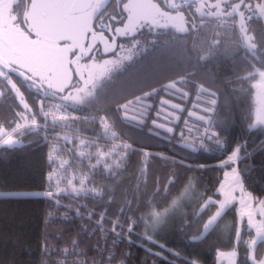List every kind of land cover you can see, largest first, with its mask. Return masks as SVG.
I'll return each instance as SVG.
<instances>
[{
	"label": "trees",
	"instance_id": "obj_1",
	"mask_svg": "<svg viewBox=\"0 0 264 264\" xmlns=\"http://www.w3.org/2000/svg\"><path fill=\"white\" fill-rule=\"evenodd\" d=\"M124 1L109 0L94 19L93 28L100 30L103 23H121L124 15L120 6ZM210 1L228 5L226 0ZM245 1L261 3V0ZM188 6L182 8L187 20L184 32L143 27L133 37L125 38L133 44L132 57L118 70L100 79L84 103L64 107L66 120L53 121L38 114L40 118L35 128L28 126L16 133L19 145L0 146V191L63 189L52 199L0 197V264H108L107 254L115 237L108 231L111 227L108 219L100 225L96 221L105 208L107 215L114 217L121 206L138 209L134 212L137 218L141 211L168 209L167 227L158 238L161 243L166 242L168 248L191 258L198 257L201 264H218L217 252L231 251L226 237L234 235V227L230 232L237 219L234 209L222 214L220 227L214 226V230L206 234L203 223L216 209L197 203L201 194L204 198L220 199L214 189L222 179L218 165L219 160L225 158L224 153L220 150L206 152L203 148L193 152L181 147L180 133L185 129V121L197 132L207 127L188 112L210 116L211 113L193 104L209 107V98H218V105L213 106L214 119L226 123H217L216 127L221 136L226 137L227 149L243 143L253 153L246 161L253 169L245 174L246 187L257 198H264V150L259 148L264 140V126L248 127L254 120L253 82L257 78L254 72L264 71V27L261 15L245 21L240 10L226 9L216 17L197 16L193 11L184 10ZM237 22L251 34L255 46L253 54L242 46ZM169 82H176L177 89L188 92L187 101L183 98L184 91L170 88L168 92L174 95L164 92L163 86ZM4 84L6 86L0 85V126L10 130L19 122L17 113L22 109L9 86ZM151 89H159L160 96L184 106L183 111L169 107L179 120L170 116L168 121H160L172 126L175 134L152 126L156 109L149 112L142 124L122 117L120 105ZM24 90L21 91L27 102L33 105L35 95ZM151 99L159 104V96ZM100 117L112 122L116 136L104 129ZM124 143L132 148L123 167L112 164L111 170H106L105 164H111L112 159L124 151ZM114 145L116 152H111ZM53 148L55 156L49 160L48 154ZM142 150L153 154L147 165L146 180L141 171ZM99 152L111 155L101 159ZM157 153L171 159H162ZM186 165L192 167L189 169ZM49 172L54 174L47 179ZM171 177H177L175 183L169 182ZM189 177H198L200 188L187 189ZM93 189L101 190L102 195H97ZM110 197L113 198L111 204L108 203ZM89 213H93L91 219ZM250 233L245 221L240 264H250L243 243ZM196 235H202L203 239L192 241ZM132 240L129 244L121 239L116 246L118 256L131 253L125 257L127 264H142L147 247L160 251L155 245L142 242L135 233ZM44 247L49 253L42 257ZM164 255L172 258L167 252ZM158 259L149 257L148 264ZM158 264L168 262L161 260Z\"/></svg>",
	"mask_w": 264,
	"mask_h": 264
},
{
	"label": "snow or ice",
	"instance_id": "obj_2",
	"mask_svg": "<svg viewBox=\"0 0 264 264\" xmlns=\"http://www.w3.org/2000/svg\"><path fill=\"white\" fill-rule=\"evenodd\" d=\"M237 7H239L237 5ZM264 12V10H262ZM181 30L182 26H181ZM123 34V33H121ZM105 42L107 37L104 38ZM249 42V38H245V43ZM250 47L254 45L249 44ZM15 52L11 53V56L5 58L0 63L3 64L6 68H11L13 63L20 65L21 67H27L34 76H39L41 80L47 84V87L53 89L52 94H55V91L64 92L68 84L63 83L58 80V78L52 73H45L39 67H33L27 64L21 59L15 58ZM114 66L118 61L111 62ZM110 68L106 64L93 65L89 69L88 79L84 81L82 88H78L74 93H70L63 98L66 100H72L74 103H81L86 95H91L89 91V85L94 87L95 82L108 75ZM22 76L23 73H20ZM95 74V75H94ZM0 78L6 80L9 88L14 93L19 105L25 110L18 112L17 115L21 118V122H18L16 126L12 129H5L0 126V146L4 147H13L18 143L16 139V133L22 130L25 127L32 126L35 128L38 125V120L35 115L31 119L28 117V113L32 112L31 105L27 102L23 92L21 91L19 85L12 79L10 72L0 73ZM27 80H31L32 84H35L37 88L41 87L40 84H37L32 77H25ZM31 87V85H29ZM164 92L168 95H174V93H169L168 89H177L176 82H169L163 86ZM177 91H184L183 89H177ZM2 95V93H0ZM159 96V104L153 103L151 97ZM185 101L189 98L188 92L184 91ZM199 99V97H197ZM218 98L212 99L209 98L208 104L209 107H204L201 104H193V107L200 108L205 113H211L212 115H200L198 112L189 110V116H196L200 121L204 122L207 127L202 128L199 132L192 126H188V122L185 121V129L181 130V147L190 149L193 152L198 151L200 148H203L206 152H212L220 150L224 153V157L219 160L218 170L222 171V179L218 180V188L214 189V194H218L220 199H213L212 196L204 198L201 194V200L197 201L198 204H201L202 207L207 208L208 206L215 207V213L211 214L207 219L206 223H203L204 233H209L210 230L220 227V220H222V214H227L229 209H234V215L236 216L235 225L231 226L230 232L232 233L234 227V235H228L226 239L231 245V251L218 252L217 261L222 264L223 259L226 257L228 264H240V244L243 239L244 224L247 222L251 233L248 239H244L243 243L247 248L246 258L250 261V264H264V198H257L253 191L248 190L246 187L247 177L246 173L252 171L253 169L246 163L247 159L253 155L252 152L248 151V146L243 143L235 144L231 149L226 148V137H222L219 129L216 127L217 123L224 125L225 120L217 121L214 119L215 108L213 106L218 105ZM42 104V102H41ZM122 109V117L127 120L135 121L137 123H144L145 118L149 115V112L152 109H156L155 118L151 119V124L153 127H158L165 129L170 134H175V129L172 126H169L167 123H161V120L168 121L169 117H173L175 120H179V116L176 113L170 112L169 107L184 110L182 104L173 103L172 99H166L164 96H160L159 89H151L150 91L143 92L140 96L135 97L133 100H129L126 103L119 106ZM42 115L45 118H51L53 121L60 120L64 121L68 117L60 113H52L51 111H44L41 109ZM164 113V115H161ZM102 126L105 130L111 132L112 136H116L117 132L114 131L112 122L107 117H101ZM256 122L259 124H264V116L259 112L256 114ZM249 129L255 127V124L252 122L248 125ZM83 144L84 141H81ZM124 151H120L118 155L112 159L111 164H105L106 170H111L112 164H115L118 168L123 167V161L128 156V150L132 148V145L128 143L123 144ZM259 148L264 150V140H261ZM117 146L114 145L111 149V152H116ZM255 150V149H254ZM101 159L104 157L110 156L109 152H99ZM150 151L142 150L141 151V171L145 176H147V165L152 157ZM162 159H171V157L166 156L164 153H157ZM55 156V149H51L48 154V159L51 160ZM183 163V162H182ZM243 164L241 167L240 165ZM189 169L191 165H186ZM200 168H203V165H199ZM54 173H47V179H50ZM177 177H171L170 183H175ZM198 177H189L187 182V189L200 188L198 183ZM59 183V181H57ZM71 184L72 182L69 181ZM83 183V181L81 182ZM212 190V189H211ZM63 189L56 188L55 191L47 190L40 193H8L9 198H16L20 196H30V195H40L52 199L54 195L62 192ZM73 191H76L74 188ZM97 195H102L101 190L93 189ZM55 201V200H54ZM113 198H109L108 203L111 204ZM56 203V201H55ZM132 202L128 201V204ZM176 201H173L175 204ZM138 209H133L131 206L125 207L121 206L116 210V215L114 217L107 215V208H105L101 214L100 218L96 221L98 225L102 224L105 219L110 221L111 227L108 229L115 239L112 241L113 247L109 250L107 254L108 264H127L125 257L131 255L129 252H125L123 256H118L116 251V246L120 243L121 239L127 240L129 244L133 242L132 236L135 233L141 238L142 242H147L148 244L155 245L160 249V251H154L152 247L145 248V258L142 261V264H148L149 257H158V260H153L152 264H158V261H167L168 264H201L198 257L191 258L185 256L181 251L173 250L167 247L166 242L161 243V239L158 238V234L165 231L168 223V209L164 211L152 210L151 212L145 213L141 211V215L137 218L134 215V212ZM78 211V210H77ZM197 213L194 211L193 213ZM93 213L88 214V218L91 219ZM64 218H67L64 216ZM198 223L200 221H197ZM186 223V221H185ZM192 241H201L203 239L202 235L193 236ZM234 240V244L232 241ZM167 252L172 258L169 259V256L164 255ZM49 251L44 247L41 251V256L48 255Z\"/></svg>",
	"mask_w": 264,
	"mask_h": 264
},
{
	"label": "rangeland",
	"instance_id": "obj_3",
	"mask_svg": "<svg viewBox=\"0 0 264 264\" xmlns=\"http://www.w3.org/2000/svg\"><path fill=\"white\" fill-rule=\"evenodd\" d=\"M108 2L109 0H93V5L87 12L69 16L67 11L70 0H39V3L38 0H35L34 6L30 9V17L34 16L35 19L37 17L36 22L44 25H41L40 29L34 28L36 29L34 32H37V36L34 38L27 37L25 41L27 45L19 48L21 54L19 57L15 58L21 59L33 67H39L45 75H47V73H52L58 80L69 85L64 92L55 91V94H52L54 90L44 89L42 87L43 81L41 78L39 76H34L33 73L25 67L24 70L27 74L30 75L37 84L41 85V87L37 88L35 84H32L31 87L27 85L26 88L33 90L35 89L34 87H36V89L40 91L42 97L48 95V97L51 98L50 101L44 102V111L65 115L67 112L63 110L64 107L72 108L75 107V105L84 103L90 95H86L81 103H74L72 100H66L63 97L83 87L84 81L88 79L89 69H91L93 65H108L110 68L108 75L118 70L123 63L132 57L133 53V44L129 42V40L125 41L124 39L133 37L141 28H170L177 32H184L187 28V20L184 17L182 8L190 4L191 6H188L184 10L193 11L197 16L216 17L224 10L231 9L240 10L242 18L247 21L254 16L261 15L262 12L261 3H250L245 0H237L235 2L226 0L228 5L220 1L213 2L210 0H200L197 3H188L187 0H125L120 6L124 15V20L121 23H116V25L103 23V25L100 26V30H92L94 18ZM237 5L239 7H237ZM41 10H43L44 15L47 14L49 16L41 19L38 16L39 13L37 14V11L40 12ZM101 21L102 20H100V22ZM181 26L183 30H181ZM236 26L242 46L247 49L249 53L253 54L255 46H249V44L254 45L251 34L246 31L245 26H241L238 22ZM105 37L108 38L106 42L104 39ZM246 37L249 38L248 43H245ZM123 40L125 42H123ZM113 61H118V63L113 66L111 63ZM4 68L3 64L0 63V73L7 74L4 72ZM254 73L257 74V78L253 82V124H255L256 127L258 125L264 126V124L256 122L257 112L264 116V71H255ZM100 79L95 82L94 87ZM5 81V79L0 78V85H5ZM17 85H19L21 90L25 89L24 91H26V88L23 87V89L21 84L18 83ZM94 87L89 85V91H91V93ZM40 94L38 95L40 96ZM33 95H35L36 100L33 102V105H31L32 112L28 113L29 119H31L33 115H35L36 118H40L37 105L40 98L36 94ZM21 109L25 111L22 107ZM103 138L105 139V137ZM19 144L20 142L18 141L16 145ZM40 192L42 191H0V197L8 196V193ZM217 262L220 264L219 261ZM222 264H228L226 257L223 259Z\"/></svg>",
	"mask_w": 264,
	"mask_h": 264
},
{
	"label": "flooded vegetation",
	"instance_id": "obj_4",
	"mask_svg": "<svg viewBox=\"0 0 264 264\" xmlns=\"http://www.w3.org/2000/svg\"><path fill=\"white\" fill-rule=\"evenodd\" d=\"M72 2L73 0H70V3L68 5L69 7L67 6L68 11H69L70 6L72 5ZM38 3H39V0H38ZM34 4H35V0H0V61H3L5 58L10 57L11 53L13 52H15L16 58L19 57L21 54L19 48H21L24 45H27V43H25V41L27 40V37L34 38L35 36H37V32H34V30L36 29L34 28L40 29L41 25H44L42 23L36 22L37 17L36 19L34 16L30 17V9L34 6ZM92 5H93V0H92L91 7ZM43 10H41L40 12L37 11V14L39 13L38 16L41 19H44L47 16H49L47 14L44 15ZM88 10H85L83 12H79L76 14H69L67 11V14L69 16L78 15V14L85 13ZM93 23H92V30L94 29ZM24 69L25 67H21L20 65L18 64L15 65L13 63L11 65V68L5 67L4 72L6 73L10 72L12 79L17 84L19 83L22 85V87L26 88L27 85H32V81L25 79V77H31V76L28 75ZM20 73H23L24 75L22 76ZM42 87L47 90L50 89L47 87V84L44 82L42 83ZM34 88L36 89V87ZM35 89L30 90L29 88H26L27 92H31L39 96L38 94H40V91L38 89L36 90ZM39 98L40 100L38 102H42V104H40V107L41 109L44 110L45 109L44 102L48 100L50 101L51 98L48 97V95L42 97L41 94ZM38 109H39V106H38ZM41 109L38 110V112L39 114H41L42 117H44L42 115Z\"/></svg>",
	"mask_w": 264,
	"mask_h": 264
},
{
	"label": "water",
	"instance_id": "obj_5",
	"mask_svg": "<svg viewBox=\"0 0 264 264\" xmlns=\"http://www.w3.org/2000/svg\"><path fill=\"white\" fill-rule=\"evenodd\" d=\"M191 3H197L199 0H187ZM92 0H73L72 5L69 8V14H76L88 10L91 7ZM261 9L264 10V0H261ZM262 23L264 27V12H261ZM41 102H38L39 110ZM41 116V115H40ZM42 117V116H41Z\"/></svg>",
	"mask_w": 264,
	"mask_h": 264
}]
</instances>
